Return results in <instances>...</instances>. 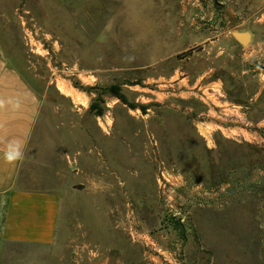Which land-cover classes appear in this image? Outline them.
I'll list each match as a JSON object with an SVG mask.
<instances>
[{
	"label": "rangeland",
	"instance_id": "374dc122",
	"mask_svg": "<svg viewBox=\"0 0 264 264\" xmlns=\"http://www.w3.org/2000/svg\"><path fill=\"white\" fill-rule=\"evenodd\" d=\"M2 25L45 102L20 184L64 219L0 264H264V141L225 115L264 136V0H0Z\"/></svg>",
	"mask_w": 264,
	"mask_h": 264
},
{
	"label": "crops",
	"instance_id": "0c3cea01",
	"mask_svg": "<svg viewBox=\"0 0 264 264\" xmlns=\"http://www.w3.org/2000/svg\"><path fill=\"white\" fill-rule=\"evenodd\" d=\"M0 27V250L6 245L50 248L61 235L64 197L56 190L27 189L24 170L36 165L32 148L44 131V95L30 67L18 55L19 39ZM19 158L9 161V155Z\"/></svg>",
	"mask_w": 264,
	"mask_h": 264
},
{
	"label": "built area",
	"instance_id": "2783aa9c",
	"mask_svg": "<svg viewBox=\"0 0 264 264\" xmlns=\"http://www.w3.org/2000/svg\"><path fill=\"white\" fill-rule=\"evenodd\" d=\"M226 111L227 112L225 113V115H226V117H229V123H232L235 125L239 124L240 125L239 128L241 131L245 132L247 135H251L252 137L255 136L254 137L255 140H257L259 138V140L264 141V136H262V134H259L257 131L252 132L251 127L253 126V124L246 118V115L242 111V109L240 111L239 107L233 106V107H228V109ZM240 113H242V114H240ZM236 117H239V119H241V120H238ZM230 128L235 130L237 127L233 126V127H229L228 129H230ZM258 128H259L260 132H264V129L262 131L261 127L258 126Z\"/></svg>",
	"mask_w": 264,
	"mask_h": 264
},
{
	"label": "water",
	"instance_id": "95a60500",
	"mask_svg": "<svg viewBox=\"0 0 264 264\" xmlns=\"http://www.w3.org/2000/svg\"><path fill=\"white\" fill-rule=\"evenodd\" d=\"M232 35L242 46L251 44L256 37L255 33L250 30L244 32H233Z\"/></svg>",
	"mask_w": 264,
	"mask_h": 264
},
{
	"label": "bare ground",
	"instance_id": "6f19581e",
	"mask_svg": "<svg viewBox=\"0 0 264 264\" xmlns=\"http://www.w3.org/2000/svg\"><path fill=\"white\" fill-rule=\"evenodd\" d=\"M63 92H65L67 95L73 96V98L75 99V101H81L78 96H76L73 92L67 90L66 88H63Z\"/></svg>",
	"mask_w": 264,
	"mask_h": 264
},
{
	"label": "clouds",
	"instance_id": "9594fccd",
	"mask_svg": "<svg viewBox=\"0 0 264 264\" xmlns=\"http://www.w3.org/2000/svg\"><path fill=\"white\" fill-rule=\"evenodd\" d=\"M19 153H16L15 155H9L7 159L11 162L19 158Z\"/></svg>",
	"mask_w": 264,
	"mask_h": 264
},
{
	"label": "trees",
	"instance_id": "16d2710c",
	"mask_svg": "<svg viewBox=\"0 0 264 264\" xmlns=\"http://www.w3.org/2000/svg\"><path fill=\"white\" fill-rule=\"evenodd\" d=\"M118 95V94H117ZM91 109H94V107L92 106V108ZM98 115H100V114H98Z\"/></svg>",
	"mask_w": 264,
	"mask_h": 264
}]
</instances>
